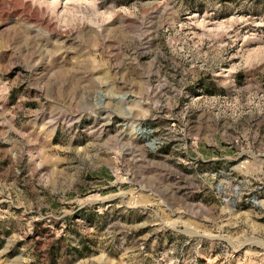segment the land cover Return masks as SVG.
Returning a JSON list of instances; mask_svg holds the SVG:
<instances>
[{"label": "rangeland", "instance_id": "obj_1", "mask_svg": "<svg viewBox=\"0 0 264 264\" xmlns=\"http://www.w3.org/2000/svg\"><path fill=\"white\" fill-rule=\"evenodd\" d=\"M0 264H264V0H0Z\"/></svg>", "mask_w": 264, "mask_h": 264}]
</instances>
